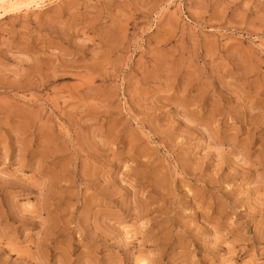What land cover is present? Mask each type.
<instances>
[{
  "label": "rangeland",
  "instance_id": "obj_1",
  "mask_svg": "<svg viewBox=\"0 0 264 264\" xmlns=\"http://www.w3.org/2000/svg\"><path fill=\"white\" fill-rule=\"evenodd\" d=\"M3 1L0 264H264V0Z\"/></svg>",
  "mask_w": 264,
  "mask_h": 264
},
{
  "label": "bare ground",
  "instance_id": "obj_2",
  "mask_svg": "<svg viewBox=\"0 0 264 264\" xmlns=\"http://www.w3.org/2000/svg\"><path fill=\"white\" fill-rule=\"evenodd\" d=\"M6 1H7V0L3 1L2 3L6 2ZM11 1H13V2H14V1L17 2L16 0H11ZM21 1H22V0H21ZM44 1H45V0H26L25 3H26L27 5H29V6H30V5H32V6H33V5L40 6V5H43ZM22 2H23V1H22ZM17 3H18V2H17ZM7 4H8V2H7ZM13 5H14V4H13ZM13 5H12V6H13ZM12 6H11V7H12ZM0 7L4 8V7H5V4L0 5ZM13 8H14V6H13ZM0 14H1V13H0Z\"/></svg>",
  "mask_w": 264,
  "mask_h": 264
}]
</instances>
